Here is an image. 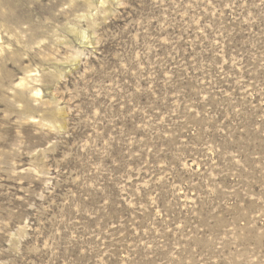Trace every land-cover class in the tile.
<instances>
[{"label":"rangeland","instance_id":"obj_1","mask_svg":"<svg viewBox=\"0 0 264 264\" xmlns=\"http://www.w3.org/2000/svg\"><path fill=\"white\" fill-rule=\"evenodd\" d=\"M89 2L0 0V264H264V0Z\"/></svg>","mask_w":264,"mask_h":264},{"label":"bare ground","instance_id":"obj_2","mask_svg":"<svg viewBox=\"0 0 264 264\" xmlns=\"http://www.w3.org/2000/svg\"><path fill=\"white\" fill-rule=\"evenodd\" d=\"M12 1V0H11ZM88 2H89V0H88ZM62 3V2H61ZM90 3V2H89ZM59 5V4H58ZM91 6V5H90ZM33 35V34H32ZM2 38H1V34H0V40H1ZM34 39V38H33ZM1 42L2 41H0V52H1V48H4V46H2V44H1ZM21 43V42H20ZM52 51V50H51ZM5 54V53H4ZM7 57V56H6ZM2 66V65H1ZM28 72V71H27ZM30 72V71H29ZM28 72V73H29ZM24 79H22L21 81H23ZM33 89V88H32ZM33 92H34V90H32ZM40 93H41V90L39 89V88H35V92H34V96L35 97H38V96H40Z\"/></svg>","mask_w":264,"mask_h":264}]
</instances>
